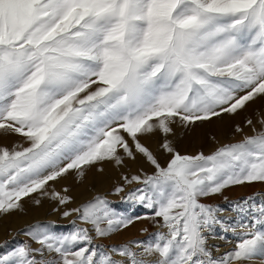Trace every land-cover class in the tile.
Returning <instances> with one entry per match:
<instances>
[{"label":"snow or ice","instance_id":"snow-or-ice-1","mask_svg":"<svg viewBox=\"0 0 264 264\" xmlns=\"http://www.w3.org/2000/svg\"><path fill=\"white\" fill-rule=\"evenodd\" d=\"M258 97L264 0H0V135L21 138L0 145V217L22 212L27 197L71 204L69 189L50 182L73 171L83 182L91 168L137 155L154 169L123 175L113 192L136 185L122 200L150 215L118 213L97 195L63 211L75 216L67 233L23 230L30 242L0 251V264H264V201L203 202L264 183V117L209 155H181L167 139L177 122L234 115ZM157 132L166 166L141 142ZM140 219L158 229L147 240L94 243ZM218 231H231L235 247L216 255L208 240L227 239Z\"/></svg>","mask_w":264,"mask_h":264},{"label":"rangeland","instance_id":"rangeland-1","mask_svg":"<svg viewBox=\"0 0 264 264\" xmlns=\"http://www.w3.org/2000/svg\"><path fill=\"white\" fill-rule=\"evenodd\" d=\"M264 97H258L253 101L255 107H250L248 110L249 113L244 115L243 125L238 126L242 131H237L235 129L231 130L232 132L225 133H211L210 137H207V142L204 145H213L205 155H209L213 153L216 149L223 147L225 145L234 144L237 142H241L245 136L253 135V128L259 130L261 125L259 124V120L261 117H264ZM262 102V103H260ZM227 117V118H224ZM234 115L224 114L221 117H213L211 120L216 122V125H221L220 127H227L223 124L225 121H230L233 119ZM218 120H215V119ZM235 118V117H234ZM252 120V125H248L246 123L247 120ZM224 121V122H223ZM219 122V123H218ZM195 124H201L197 122ZM247 124V125H246ZM174 129L177 131L175 136H173L170 141L172 147L175 149V145H179L180 143V134L187 132L189 130V125H183L179 122L173 124ZM222 127V128H223ZM227 130V129H225ZM175 131V132H176ZM179 132V134H178ZM213 134V135H212ZM145 137V138H142ZM141 137V142L145 145H160V143L155 141L154 134L146 135ZM150 137V138H149ZM21 142V138L18 136L10 135V136H2L0 135V145H6L9 148L13 146L15 143ZM208 143V144H207ZM27 146L26 144L24 145ZM153 151V150H152ZM176 151V150H175ZM157 155L164 154L160 147L156 148L153 151ZM157 152V153H156ZM187 155L188 153H184ZM183 155V154H182ZM166 160L170 159V154H168ZM168 163V162H167ZM112 164V163H111ZM113 165V164H112ZM114 166V165H113ZM135 165L132 163V160L125 159V162L122 166L114 167L117 172L113 177H104L103 179H96L99 176V173L104 174L103 172H97L93 167L91 168L86 175V178L83 182H80L77 179L76 173L73 171L67 174L64 178L59 180L58 182H50L53 184V187L56 191H62L63 188H68L69 191L67 195L73 198V202L66 207H59L55 202L49 200L48 198H43L41 200L40 205H36L31 197H27L22 201L24 210L22 212H14L10 215L0 217V251L6 252L11 250L14 246L23 243L25 241H29V238L22 234L23 230L29 228L30 226L40 224V225H48L54 227L52 230L59 233H67L72 229L71 221L75 219V216H70L68 218H63L62 213L66 210V208H74L81 205L84 202L91 200L93 197L100 195L104 196L108 199L111 206L118 212L124 213L132 216H147L150 215L149 211L141 206L133 207L130 203L124 202L122 197L126 194L129 188H134L136 185L127 186L125 189V193H121L120 195H114V189L122 185L124 181L121 179L123 175H134L137 174V170L132 168ZM146 167H152L148 163L145 165ZM104 170H107V164L104 163L102 165ZM149 167L144 169L142 172L151 175L154 170H149ZM134 169L135 171H133ZM97 174V175H96ZM95 177V178H94ZM100 185V186H99ZM33 196H38V194H33ZM228 198V201L225 202L224 197ZM255 196L257 201H264V183H253V184H245L241 186H234L229 189H226L222 195L212 196L205 198L203 202L219 205L223 208H228L231 202H235L238 200L245 199L247 197ZM59 207V210H55ZM224 217L232 218L235 217V213L226 211L222 214ZM78 227H88L91 228L90 225L78 224ZM148 229L147 232L142 233L141 229ZM158 231V229L153 226L151 221L140 219L137 220L132 226L128 229L123 230L121 232L113 233L108 238H97L94 243L97 245H103L105 247H109L112 245H120L123 243H127L130 240H139L145 241L148 237ZM239 231V229H238ZM93 235L94 232L92 233ZM217 235H224L227 239H218L215 236L208 240L209 246H216L219 248V253H215L219 255L221 253L232 250L235 247L234 234L229 231L227 233L219 232ZM30 242V241H29ZM33 247H38L35 243L32 244ZM254 264H259V261H255Z\"/></svg>","mask_w":264,"mask_h":264},{"label":"bare ground","instance_id":"bare-ground-1","mask_svg":"<svg viewBox=\"0 0 264 264\" xmlns=\"http://www.w3.org/2000/svg\"><path fill=\"white\" fill-rule=\"evenodd\" d=\"M264 100V99H263ZM257 101V100H255ZM262 103V102H260ZM255 107L256 105H254V102H251L244 110L239 111L238 113L234 114L233 119H231L230 121H223L226 125L227 123V127H220L219 125H216L217 123L209 120V121H205V122H200L201 124H191L189 125V130H187V132L181 133L180 134V143L179 145H175V150L176 152H178L179 154H183L184 153H188L187 155H195L197 153H203L205 154L206 152H208L211 148H213V145H204L205 142H207V137H210L211 133H225L227 132H232L231 130L237 128L238 126H240L241 124L243 125L244 122V115L250 110V107ZM252 107V108H253ZM247 113V114H248ZM233 116V115H232ZM227 118V117H224ZM215 120H218L217 118ZM219 123V122H218ZM247 125V124H246ZM188 126V125H186ZM172 129L173 132L170 136L167 137L168 140H170L173 136H175V134L177 133V131L174 129V126L172 125ZM227 129V130H225ZM176 131V132H175ZM179 134V132H178ZM213 135V134H212ZM145 138V137H142ZM150 138V137H149ZM154 138L155 141L160 143L161 141H163L164 137H162L160 135L159 132L154 133ZM208 144V143H207ZM151 151L155 150L156 148L160 147V145H150L147 144L146 145ZM152 151V152H153ZM157 153V152H156ZM153 154L157 157L159 163L161 164V166H166L167 165V161L166 157L169 153L164 152V154H160L157 155L153 152ZM131 161V160H130ZM132 163L135 165L132 168H134L135 170H137V174H140L141 171H143L144 169L148 168L146 167V161L144 160V158L142 156L137 155V158L135 160H132ZM107 164V170H104V174L99 173L100 175L96 177L97 181L98 179H103L104 177H113V175H116L117 172L115 171L114 167L111 163H106ZM104 169V168H103ZM134 169H132L133 171H135ZM149 170H154L152 167H149ZM136 172V171H135ZM97 175V174H96ZM95 178V177H94ZM110 179V178H108ZM100 186V185H99Z\"/></svg>","mask_w":264,"mask_h":264}]
</instances>
